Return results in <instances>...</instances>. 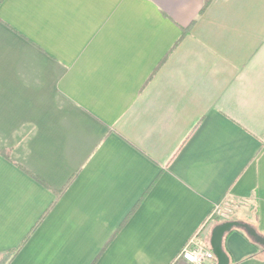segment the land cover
Listing matches in <instances>:
<instances>
[{
    "label": "crops",
    "instance_id": "obj_1",
    "mask_svg": "<svg viewBox=\"0 0 264 264\" xmlns=\"http://www.w3.org/2000/svg\"><path fill=\"white\" fill-rule=\"evenodd\" d=\"M223 203L264 236V0L0 1V264H191Z\"/></svg>",
    "mask_w": 264,
    "mask_h": 264
},
{
    "label": "built area",
    "instance_id": "obj_2",
    "mask_svg": "<svg viewBox=\"0 0 264 264\" xmlns=\"http://www.w3.org/2000/svg\"><path fill=\"white\" fill-rule=\"evenodd\" d=\"M233 212V205L223 203L213 209L210 214V219L214 217L227 218ZM204 227L194 234L181 250L180 257L191 264H216L217 262L216 255L210 244L201 236L204 232Z\"/></svg>",
    "mask_w": 264,
    "mask_h": 264
},
{
    "label": "water",
    "instance_id": "obj_3",
    "mask_svg": "<svg viewBox=\"0 0 264 264\" xmlns=\"http://www.w3.org/2000/svg\"><path fill=\"white\" fill-rule=\"evenodd\" d=\"M234 228L244 229L249 236H251L258 244L264 246V236L259 234L257 230L247 223L238 221H226L217 224L211 232L210 245L216 255V264H230V257L224 250L223 242L227 233L231 232Z\"/></svg>",
    "mask_w": 264,
    "mask_h": 264
},
{
    "label": "trees",
    "instance_id": "obj_4",
    "mask_svg": "<svg viewBox=\"0 0 264 264\" xmlns=\"http://www.w3.org/2000/svg\"><path fill=\"white\" fill-rule=\"evenodd\" d=\"M1 1V0H0ZM4 154H5V156L6 157H10V151H8V152H4ZM61 193V192H60ZM51 209V208H50ZM50 209L47 211V212H49L50 211ZM215 221H216V224H220V223H223V222H225V221H228L227 219H224V218H220V217H214L213 218ZM234 230H238V231H240V232H242L243 234H245L249 239H251L253 242H254V244L255 245H258V244H256V242L254 241V239L251 237V236H249L248 234H247V232L244 230V229H242V228H234L232 231H234ZM231 231V232H232ZM230 233V232H229ZM229 233H227V234H229ZM226 234V235H227ZM211 235V234H210ZM225 235V236H226ZM26 240H27V238H26ZM223 246H224V244H223ZM260 246V245H259ZM261 248H262V250L264 251V246H260ZM224 250L227 252V254H228V256H229V253H228V251L225 249V247H224ZM230 257V256H229ZM230 264H232L231 263V260H230Z\"/></svg>",
    "mask_w": 264,
    "mask_h": 264
}]
</instances>
